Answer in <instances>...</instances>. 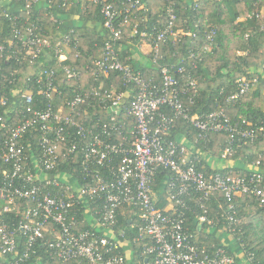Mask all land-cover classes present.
Segmentation results:
<instances>
[{
	"label": "built area",
	"instance_id": "obj_1",
	"mask_svg": "<svg viewBox=\"0 0 264 264\" xmlns=\"http://www.w3.org/2000/svg\"><path fill=\"white\" fill-rule=\"evenodd\" d=\"M85 1L101 5V0ZM170 1L165 26L150 45L155 65L160 45L175 36ZM99 12L110 39L93 60V77L117 72L128 87L123 91L101 83L85 92L74 90L65 99L49 68L41 70L34 85L28 79L16 89L15 69L6 71L0 61V264H255L235 235L234 199L253 196L264 206V161L258 154L245 165L246 174L238 175L229 156L235 141L252 143L261 128H246L243 119L238 125L223 109L189 114L181 98L191 101L195 82L180 85L161 67L159 85H149L118 58L122 23L115 24L114 8L102 4ZM22 37L8 43V51L15 48L5 58L0 45L3 64L31 62L51 51L58 67L77 47L76 39L67 36L52 46L30 28ZM61 68L68 79L80 75ZM235 85L228 103L248 93L252 83L242 77ZM95 103L107 119L84 126L79 117L86 110L79 107ZM121 114L126 117L120 125L116 117ZM128 119L132 125L124 133ZM178 120L196 136L170 137ZM218 132L227 134L228 141L216 157L204 147ZM225 164L224 174L204 171L206 165L215 171ZM155 184L159 194L152 189ZM214 203L219 213H211ZM122 208L135 210L127 228L117 225Z\"/></svg>",
	"mask_w": 264,
	"mask_h": 264
},
{
	"label": "trees",
	"instance_id": "obj_2",
	"mask_svg": "<svg viewBox=\"0 0 264 264\" xmlns=\"http://www.w3.org/2000/svg\"><path fill=\"white\" fill-rule=\"evenodd\" d=\"M136 1L138 5L130 8V4ZM169 3L175 13L172 29L175 36L167 37L168 40L160 45V57L155 65L150 45L165 26L166 0H101V5L110 4L116 11L115 24L122 23L119 27L118 58L123 65L138 72L149 85H159L161 67L169 69L180 85L193 80L196 86L190 94L191 101L181 98L189 108V114L223 109L238 125L243 119L246 128H261L258 138L252 143L235 141L234 151L229 156L237 163L232 171L245 175V165L256 161L258 154L264 161V0H171ZM101 5L85 0H0V45L4 47V58L15 48L8 51V43L13 39H23L27 28L37 38L49 40L52 46L65 36L76 39L77 43L76 49L70 48L67 60L58 67L51 51H43L38 59L31 62L10 59L9 65H5L3 59L0 60L6 71L15 69L14 88L23 89L28 79L34 85L44 68L54 70V84L65 99H70L74 90L85 92L96 89L101 83L108 89L112 85L116 92L128 88L117 72L93 77V60L110 39L99 12ZM15 31L19 33L17 37L14 36ZM211 31L213 35L209 40ZM206 47H210L209 50H205ZM138 53L140 61L134 58ZM61 67L79 70L80 75L76 79H68ZM242 77L252 83L250 91L234 103L226 102L229 94L236 91V80ZM82 107H85L86 114L80 116L79 121L84 126L92 125L98 118L107 119V112L96 103L79 108ZM125 117V114L118 115V124H123ZM126 121L127 125H122L124 133L132 125L129 119ZM181 133L196 136L195 130L178 120L170 137L175 138ZM227 141V134L213 133L204 148L217 157L227 146ZM226 167L229 166L225 164V169L212 171L206 165L204 171L224 174ZM75 172L81 176L78 168ZM152 189L159 194L157 184ZM217 196L220 197L219 194ZM163 203L164 199L160 205ZM234 203L238 218L236 238L246 252L253 254L255 264H264V206H260L253 196L235 197ZM78 211L83 214L82 209ZM219 211L214 203L211 213ZM134 212L132 208H122L118 227L127 228L128 221H134ZM80 227L88 228L83 224Z\"/></svg>",
	"mask_w": 264,
	"mask_h": 264
},
{
	"label": "crops",
	"instance_id": "obj_3",
	"mask_svg": "<svg viewBox=\"0 0 264 264\" xmlns=\"http://www.w3.org/2000/svg\"><path fill=\"white\" fill-rule=\"evenodd\" d=\"M134 58L138 61H140V57H139V53H138V55H136V56H134Z\"/></svg>",
	"mask_w": 264,
	"mask_h": 264
},
{
	"label": "rangeland",
	"instance_id": "obj_4",
	"mask_svg": "<svg viewBox=\"0 0 264 264\" xmlns=\"http://www.w3.org/2000/svg\"><path fill=\"white\" fill-rule=\"evenodd\" d=\"M144 61H145V60H144ZM144 61H143V62H144Z\"/></svg>",
	"mask_w": 264,
	"mask_h": 264
}]
</instances>
